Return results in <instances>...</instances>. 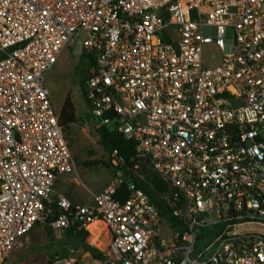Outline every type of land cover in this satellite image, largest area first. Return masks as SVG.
<instances>
[{
  "label": "built area",
  "instance_id": "obj_1",
  "mask_svg": "<svg viewBox=\"0 0 264 264\" xmlns=\"http://www.w3.org/2000/svg\"><path fill=\"white\" fill-rule=\"evenodd\" d=\"M227 29L232 53L205 59ZM77 46L92 121L135 142V165L113 150L106 188L56 216L55 179L77 166L45 74ZM142 165L161 206L132 179ZM48 222L104 225L89 264H264V0H0V264Z\"/></svg>",
  "mask_w": 264,
  "mask_h": 264
},
{
  "label": "rangeland",
  "instance_id": "obj_2",
  "mask_svg": "<svg viewBox=\"0 0 264 264\" xmlns=\"http://www.w3.org/2000/svg\"><path fill=\"white\" fill-rule=\"evenodd\" d=\"M203 32L214 37L216 29L206 27ZM233 46V31L227 29L223 53L214 46L206 45L204 46V58L207 59L214 55V63L217 64L222 54L232 53ZM81 56L82 51L79 46L63 50L56 65L45 74V85L50 91L52 106L56 113L60 112L67 96L72 99L78 122L70 128L69 134L67 133V143L77 168L85 172V182L99 184L103 181L104 175L110 172L106 171L103 166H89L88 162L108 161L109 154L100 143L97 126L92 121L91 111L83 96L81 82L86 66ZM108 129L112 128L108 126ZM69 230L55 231L49 222L36 224L28 235L20 240L8 264H52L71 257L77 259V264H86L85 257H79L74 252L75 250L82 251V248L81 250L77 248L78 238L70 236Z\"/></svg>",
  "mask_w": 264,
  "mask_h": 264
},
{
  "label": "trees",
  "instance_id": "obj_3",
  "mask_svg": "<svg viewBox=\"0 0 264 264\" xmlns=\"http://www.w3.org/2000/svg\"><path fill=\"white\" fill-rule=\"evenodd\" d=\"M81 58L84 61V65L86 66V69H84V74L82 76V82H81V87H82L86 77V72L90 68V66L94 64V61L93 59H90L88 63L85 60V56L83 54ZM58 119L62 127L63 133L65 134V139L67 141V136H68L67 133L70 131V128L78 122V116L75 111L74 103L69 96H67L63 102L62 108L58 113ZM96 130L100 138V143L108 154H110L113 150L117 149L121 155L127 158L128 165L130 166L135 165V161H131L136 154L135 142L126 140L121 134L117 133L112 129L109 130L108 126L96 128ZM88 165L89 166L102 165L105 168L110 169L112 174H115V171L112 169L109 162V155H108V161H90L88 162ZM139 174L145 175V181L140 178ZM132 179L139 188L144 190L150 196V198L154 202H156L157 204H159V206H161V202L157 200L150 185L154 184L158 190H162V189L164 190L166 185L162 183V181L156 175V173L150 170L147 165H142L138 174H132ZM123 193H124L123 194L124 198L126 196L128 197V192L126 190H124ZM48 203L46 204V206H49ZM51 207L53 208V211L56 216H60V214L65 213V211L62 209L60 211L58 206L55 204L51 205ZM162 210H164L163 206H162ZM69 234L72 237L78 238L77 245H80L86 251L91 252L92 256L95 259H102L104 257V253L108 249L110 236L108 235L106 228L102 223L92 224L88 228L81 231H75L74 229H70ZM96 244L101 247V251L95 252L94 248Z\"/></svg>",
  "mask_w": 264,
  "mask_h": 264
},
{
  "label": "crops",
  "instance_id": "obj_4",
  "mask_svg": "<svg viewBox=\"0 0 264 264\" xmlns=\"http://www.w3.org/2000/svg\"><path fill=\"white\" fill-rule=\"evenodd\" d=\"M102 166V165H98ZM78 167V166H77ZM104 167V166H103ZM105 168V167H104ZM109 171L108 175H104V179L101 183H90L85 182V172L77 168L72 174H60L56 177L54 183L53 193L51 194L49 201V208L51 205L57 204L59 210H63L60 206V202L66 201L70 207L78 205H88L93 203V195L102 192L106 186L110 183L112 178V172L110 169L105 168ZM77 248H82V251L75 250L79 257H85L86 264H89L93 259L91 252L86 251L82 246L78 245ZM95 252L101 251L100 246L96 244Z\"/></svg>",
  "mask_w": 264,
  "mask_h": 264
},
{
  "label": "water",
  "instance_id": "obj_5",
  "mask_svg": "<svg viewBox=\"0 0 264 264\" xmlns=\"http://www.w3.org/2000/svg\"><path fill=\"white\" fill-rule=\"evenodd\" d=\"M96 122H98V120H96Z\"/></svg>",
  "mask_w": 264,
  "mask_h": 264
}]
</instances>
